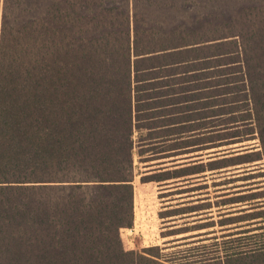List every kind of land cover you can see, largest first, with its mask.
<instances>
[{
	"label": "trees",
	"instance_id": "obj_1",
	"mask_svg": "<svg viewBox=\"0 0 264 264\" xmlns=\"http://www.w3.org/2000/svg\"><path fill=\"white\" fill-rule=\"evenodd\" d=\"M199 111L210 138L252 121L264 159V0H0V264H169L122 246L133 135L185 144L167 159ZM263 229L187 264H264Z\"/></svg>",
	"mask_w": 264,
	"mask_h": 264
},
{
	"label": "rangeland",
	"instance_id": "obj_2",
	"mask_svg": "<svg viewBox=\"0 0 264 264\" xmlns=\"http://www.w3.org/2000/svg\"><path fill=\"white\" fill-rule=\"evenodd\" d=\"M201 77V76H200ZM204 82L207 83V81L201 79H198L196 82H194V85H198L199 88L204 86ZM208 93V91L201 90L198 92V94ZM230 98L228 101H230ZM234 98V97H233ZM232 99L231 101H233ZM243 108H239L238 110L241 111ZM207 112V111H206ZM202 112L199 111L198 113H195L196 121L190 125L192 128H199L200 130H197L196 136L197 138L192 139L191 143L189 144H196L194 146V153L186 154L178 156L175 158L178 161L175 164L182 165V163H188V162H195L197 164L202 165H196L193 167L195 170L205 169L209 167H217L224 164H234L239 162H244L239 166H236L234 168H230V172L237 170L236 173L239 174H245L249 172H262L260 173L259 177L256 178H246L244 177L240 183H237L234 187H238L237 190L232 191V187L230 188H219L220 184L215 183L213 186L211 185V188H204L202 186L203 180L196 181V184H199L200 187L195 189L194 196H200L198 198H204L203 195L208 194L209 197L206 196V198H210L212 201L211 203L206 204H199L195 207L197 210L194 215H191L190 217L185 216L181 218H174L169 219L168 221H162L161 217L163 215H170L171 212L169 211H161L163 207L170 206V204H166L164 200H158L157 198V192L158 190H161L162 188H172V184H174L172 181L168 182H157L160 179H163L165 177L171 176V173H165L162 174V170L168 167H172V165L168 164L171 159H162L163 157L167 156V152L158 153L161 150H166L170 148H176L181 147L185 144L182 142L178 143H171L164 145H154L153 147L155 150L153 152H156L157 154L154 155V157L150 158L151 156L148 153H143V156H139V148H138V140H139V132H134L133 140L135 142L134 150H133V164H134V179H133V225L131 228L128 229H121L119 231L120 238L122 241V246L125 251H134V252H142L145 250H148V252L154 256H159L160 259L167 261L169 264H187L188 262H192L196 259L195 256L199 255H193L195 248L198 251H203L208 248H203L202 246H206L210 248V245L213 243V241L207 240L210 236H203L205 233L214 232V235L216 238H219L220 236L225 235L227 232L224 230H231V233H234V228H242L239 230L246 229L245 227H248L247 229L253 230V228H264V192L263 193H257V194H251L248 193L255 192L258 188L264 187V159H263V151L261 148V144L258 140V136L256 133V126L252 121L246 122V124L238 123L235 124L233 130L226 131L224 133H221L219 135H214L215 137L210 138V136L206 135V130L204 127L208 126L207 120H199L200 114ZM239 114V113H238ZM241 115H235L236 118H239ZM232 118V117H230ZM226 121H229L230 119L224 117ZM222 120V119H221ZM205 132V133H204ZM144 134H146L144 132ZM193 134V133H190ZM190 134H186L185 137H189ZM234 135H238L236 139L233 137ZM216 137L225 139L220 145H226L218 149L209 150L210 146H216L219 145L216 142ZM213 140V141H211ZM186 141V142H190ZM242 141V143H236L234 145H229V143ZM215 151H221L223 153H219L217 155H221L220 157L224 158H230L226 159L223 162L219 163H213L211 166L207 165L208 157H210L208 154H212V152ZM187 152V151H186ZM183 153V152H180ZM214 154V153H213ZM233 156L229 157V156ZM238 156V157H236ZM149 158V159H148ZM151 159H157L152 160ZM174 159V160H175ZM190 161H184L182 160H188ZM146 161V162H145ZM250 161V162H248ZM168 164V165H163ZM205 164V165H204ZM220 171L218 170L216 173H213L212 179L217 180L221 176ZM200 179V178H196ZM182 182V181H181ZM210 186V185H209ZM217 187V188H214ZM225 190H230L228 192H222ZM237 192H243L244 196H241L239 200L241 201L238 205H233L234 207L228 206L227 209H235L228 211L230 213H237V212H244V211H250L248 215H242L239 217H233L228 219H221L219 216L225 215L226 212H223L226 209V207L221 208V202L219 201V197L231 194V193H237ZM258 195V196H257ZM217 198V199H216ZM258 198V199H257ZM160 199V198H159ZM200 200V199H199ZM233 200V199H232ZM238 200V201H239ZM211 208V211H202V209L205 208ZM230 207V208H229ZM187 209V208H186ZM186 209L180 210L184 211ZM201 212H200V211ZM175 212V211H174ZM208 212L212 213L211 220H209V217L204 216L205 214H208ZM252 217H257L252 222H241L237 225H231V226H223L220 227L219 225H225L226 223H229L231 221L236 222L239 219L240 221H247ZM175 222L173 226H179V229H173V231H162L163 228H168L172 225H165L167 222ZM202 221V222H200ZM188 222H196L195 226L193 227H186L184 224ZM252 224H259L255 225L254 227H251ZM211 225H214L212 229H201L203 227H209ZM250 226V227H249ZM257 226V227H256ZM135 228V231H130L131 229ZM190 229H194L195 232L188 233L187 231ZM212 230V231H211ZM181 233L180 235H173V237H169L167 235H170V233ZM264 232V229L261 231ZM175 236V237H174ZM205 240V241H204ZM201 243H194V242H200ZM220 241V240H219Z\"/></svg>",
	"mask_w": 264,
	"mask_h": 264
},
{
	"label": "crops",
	"instance_id": "obj_3",
	"mask_svg": "<svg viewBox=\"0 0 264 264\" xmlns=\"http://www.w3.org/2000/svg\"><path fill=\"white\" fill-rule=\"evenodd\" d=\"M191 150H194V146L185 147L183 149H177V150L171 151L170 153L172 154V156L168 157L167 159H171V161L168 164L172 165V167L165 168L161 172L162 174L171 173V177H170V179L157 181V182H162V183L172 181L174 183V184H172V188H162L161 190H158V192H157V198L159 201L160 200H164V201L166 200L169 202H165V205L170 204V206H166V207H163L161 209V211L171 212L170 215H168V214L163 215L161 217L162 221H168L169 219H174V218L179 219V218L185 217V216L190 217L191 215H194L196 213L197 210L195 209V207L197 205L211 203L212 200L210 198H206V196L209 197L208 194L203 195V197H204L203 199L198 198L200 196H194L195 189L200 187L199 184H196V181L203 180L202 186H204V188H211V185L213 186V184L218 183V184H220L219 188H230V187H232V191H235L238 189V187H234V186L237 185V183H240V181L244 177L256 178V177H259L260 173H262V172L256 171V172H249V173H245V174H239V173H236L237 170L230 172V168H234V167L239 166L241 164H235V165L228 164L227 166H225L219 170L221 173L219 175L221 177L218 178L217 180H213L212 177L215 176V175H213V173H216L217 172L216 170H209V169L205 168V169H203V171H198V170L193 169V167H195L196 165H202V164H197L195 162H191V163L188 162L187 164L182 163V165L175 164L177 162H181V161H178L175 159L178 156H181L180 152H183L182 155H186V154L188 155V154L195 152V151H191ZM229 157L233 158L232 155ZM225 159H230V158H225ZM184 161H190V159L182 160V162H184ZM206 161L208 163L209 160H206ZM168 164H163V165H168ZM197 177L200 179H196ZM214 188H217V187H214ZM228 191H230V190H225L222 192H228ZM263 192H264V187H261V188H258L257 190H255V192L250 191L248 194L251 195V194H257V193H263ZM241 196H244L243 192L231 193V194H226V195L220 196L219 201L221 202V208L226 207V209H227L228 206L234 207L233 205L240 204L241 201L239 200V198ZM183 209H186V210L180 211ZM231 210H235V209L233 208ZM231 210L227 209V210L223 211V212H226L225 215L219 216V217L221 219H228V218H233V217H239V216H242L245 214L248 215L249 213H251L248 210L244 211V212H237V213L228 212ZM202 211H211V208L210 207L205 208V209H202ZM211 215H212V213L208 212V214H205L204 216L209 217V220H211L212 219V218H210ZM237 220L238 221H236V222L231 221L229 223H226L223 226L225 227V226L237 225V224H240L241 222H249V221L252 222L255 219H249L247 221H240L239 219H237ZM200 222H202V221H200ZM174 223L175 222H173V221L165 223V225L170 224L172 226H170L168 228H163L162 231H167V229L169 231H173V229H179V226H173ZM195 223L196 222H188L184 225L186 227H193V226H195ZM255 225H259V224H252L250 226L254 227ZM212 228L213 227H208V229H212ZM245 228H248V227H245ZM239 229H242V228L236 227L233 230H235L234 232H237V231H239ZM230 231L231 230L225 231V232L228 233ZM187 232L191 233V232H195V230L190 229ZM180 234L181 233H175L174 234L173 232H171L170 235H167V236H169L171 238V237H173V235H180Z\"/></svg>",
	"mask_w": 264,
	"mask_h": 264
},
{
	"label": "built area",
	"instance_id": "obj_4",
	"mask_svg": "<svg viewBox=\"0 0 264 264\" xmlns=\"http://www.w3.org/2000/svg\"><path fill=\"white\" fill-rule=\"evenodd\" d=\"M130 231H133L134 232L135 231V228L131 229Z\"/></svg>",
	"mask_w": 264,
	"mask_h": 264
}]
</instances>
